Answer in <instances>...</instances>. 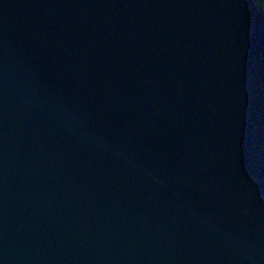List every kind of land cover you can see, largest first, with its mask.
I'll list each match as a JSON object with an SVG mask.
<instances>
[{"label": "water", "instance_id": "obj_1", "mask_svg": "<svg viewBox=\"0 0 264 264\" xmlns=\"http://www.w3.org/2000/svg\"><path fill=\"white\" fill-rule=\"evenodd\" d=\"M2 264H264L255 0H0Z\"/></svg>", "mask_w": 264, "mask_h": 264}, {"label": "trees", "instance_id": "obj_2", "mask_svg": "<svg viewBox=\"0 0 264 264\" xmlns=\"http://www.w3.org/2000/svg\"><path fill=\"white\" fill-rule=\"evenodd\" d=\"M257 3L259 5L261 11L264 13V6H263V3L261 2V0H258Z\"/></svg>", "mask_w": 264, "mask_h": 264}, {"label": "rangeland", "instance_id": "obj_3", "mask_svg": "<svg viewBox=\"0 0 264 264\" xmlns=\"http://www.w3.org/2000/svg\"><path fill=\"white\" fill-rule=\"evenodd\" d=\"M255 1H256V3H257L258 0H255ZM261 2L263 3V6H264V0H261ZM257 4H258V3H257ZM259 8H260V7H259Z\"/></svg>", "mask_w": 264, "mask_h": 264}, {"label": "snow or ice", "instance_id": "obj_4", "mask_svg": "<svg viewBox=\"0 0 264 264\" xmlns=\"http://www.w3.org/2000/svg\"><path fill=\"white\" fill-rule=\"evenodd\" d=\"M0 264H2V262H0Z\"/></svg>", "mask_w": 264, "mask_h": 264}]
</instances>
